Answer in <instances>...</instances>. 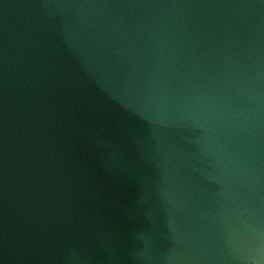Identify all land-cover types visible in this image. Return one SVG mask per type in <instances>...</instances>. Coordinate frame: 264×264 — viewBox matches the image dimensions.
<instances>
[{
    "label": "water",
    "instance_id": "1",
    "mask_svg": "<svg viewBox=\"0 0 264 264\" xmlns=\"http://www.w3.org/2000/svg\"><path fill=\"white\" fill-rule=\"evenodd\" d=\"M0 264H264V0H0Z\"/></svg>",
    "mask_w": 264,
    "mask_h": 264
}]
</instances>
